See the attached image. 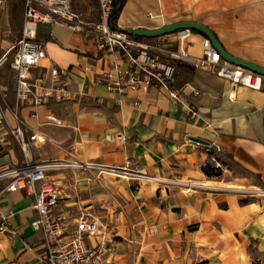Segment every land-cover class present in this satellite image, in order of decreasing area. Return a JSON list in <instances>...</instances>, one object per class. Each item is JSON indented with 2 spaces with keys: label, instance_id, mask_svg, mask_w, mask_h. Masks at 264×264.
Listing matches in <instances>:
<instances>
[{
  "label": "crops",
  "instance_id": "1",
  "mask_svg": "<svg viewBox=\"0 0 264 264\" xmlns=\"http://www.w3.org/2000/svg\"><path fill=\"white\" fill-rule=\"evenodd\" d=\"M205 1L200 7V0H124L113 24L121 29L155 28L183 19L198 21L216 34L229 54L264 66V0ZM174 9H201L207 15L174 16ZM233 9L241 12H231ZM35 36L45 43L46 56L32 69L33 75L45 74L50 82L51 68L64 70L70 97L17 110L26 136L36 133L40 138L31 146V156L35 161L70 162L49 171L61 200V185L71 183L62 169L68 174L79 169L82 185L109 180L117 186L110 194L120 208L111 198L100 205L106 209L101 217L90 211L95 205L91 201L84 209L103 228L108 226L107 235L116 243L113 264H264V194L239 201L221 192L228 190L222 186L239 184L245 178L228 168L229 161L256 176L264 187V76L260 89L244 85L233 89L229 80L212 70L166 55L161 58L175 64L173 88L179 99L171 97L155 79L144 90L119 92L109 89L102 75L129 68L120 50H98L85 31L56 23L39 24ZM20 37L21 30L15 42ZM139 39L178 48L172 33ZM206 39L192 30L186 51L201 55ZM6 59L7 53L0 56V166L23 157L11 132L16 124L15 73ZM106 133H120L123 142L104 139ZM191 136L207 140L209 145ZM32 148L37 150L32 152ZM212 153L227 173L223 170L217 177L204 172L202 166ZM126 161L139 174L122 175L127 179H122L120 187L109 171ZM4 185L0 182V226L4 224L0 228V264H43L40 235L31 226L36 216L32 196L24 189L2 190ZM61 202L59 210L70 219L78 215L65 209L64 204L71 201Z\"/></svg>",
  "mask_w": 264,
  "mask_h": 264
},
{
  "label": "built area",
  "instance_id": "2",
  "mask_svg": "<svg viewBox=\"0 0 264 264\" xmlns=\"http://www.w3.org/2000/svg\"><path fill=\"white\" fill-rule=\"evenodd\" d=\"M23 23L21 37L11 46L15 49L9 64L15 73V116L16 124L11 128L23 157L20 161L0 166V182H5L2 190L24 189L32 196V207L36 216L31 226L40 235L43 264H113L111 256L116 243L102 231V224L91 214L81 211L70 219L59 210L61 191L49 177V171L67 166L70 162L58 160L35 161L31 156V146L40 138L36 133L26 136L24 122L17 110L23 105H45L52 100L62 101L70 97V81L64 70L51 68L49 82L45 74L33 75L32 69L41 65L46 56L45 43L36 39L39 24L56 23L72 30H84L98 50L117 49L123 52L129 64L126 70L114 74L105 73L102 79L108 88L122 92L126 89H146L155 79L168 89L171 97L179 99V92L173 88L175 64L172 60H187L194 67L212 70L217 76L229 80L232 88L244 85L260 89L262 75L248 68L232 64L221 57L206 39L199 56L190 55L185 47L191 29L176 31L177 49H171L160 42H143L134 35L113 26L111 18L115 0H96L99 19L87 23L74 11L72 0H21ZM194 114V108L190 106ZM104 139L123 142L120 133H106ZM209 145V144H208ZM215 151H220L216 145ZM209 162L217 165V155L212 153ZM76 163V162H72ZM112 171L133 174L130 161ZM4 226L1 223L0 228Z\"/></svg>",
  "mask_w": 264,
  "mask_h": 264
},
{
  "label": "rangeland",
  "instance_id": "3",
  "mask_svg": "<svg viewBox=\"0 0 264 264\" xmlns=\"http://www.w3.org/2000/svg\"><path fill=\"white\" fill-rule=\"evenodd\" d=\"M217 3H222L224 1H231L234 2H240L244 0H216ZM206 2L205 0H200V3L198 6L202 7V3ZM73 6L76 11L80 12L82 17L85 19L87 23L95 22L99 19V12L97 8V2L96 0H73ZM176 9H174V16L175 15H190L192 16L195 14V16L203 18L206 17L207 12L203 10H196V9H189L185 10L184 12L178 11L175 12ZM231 12H241V10H231ZM23 23V17H22V1L21 0H0V56L2 54L7 53V59L6 62H9L15 49H11L12 44L15 42L16 37L19 36L21 26ZM88 28V24L84 26V30ZM5 62V63H6ZM31 131H28L30 133ZM47 142V141H46ZM63 143V142H62ZM37 149L32 148V152H35ZM61 156L64 155L62 151L59 152ZM47 155L50 156H56V154L48 153ZM21 156V155H20ZM68 156H70L68 154ZM218 164L212 165L210 162H208L209 167L213 170V173H216V175L213 176H221L223 170L227 173L226 167L220 162L219 158L217 157ZM228 165V168H234L235 172L242 173L245 175V178L241 179L240 181H237L239 184L236 185H228V186H222L224 189H228L227 191H221L230 194L232 197H238L239 201H245L250 200L252 198L258 197L262 194H264V187L259 185L257 182V178L254 175H250L245 169L241 168L239 164L229 161L226 162ZM63 173H66V177L71 180V183H67L66 185H61L62 188V195L64 196V200L71 201V204L65 205V209H71V212H77L80 213L81 211H84V209L87 206L88 201H91L92 203H95V205L90 209V211L96 215L100 216L103 215V210L106 211V209L103 207H100L102 203L109 202L111 198L115 202V205L117 208L121 207V204L118 203L117 199L113 196L111 197L110 191L114 188L113 181L104 180L102 183L100 181L94 182L90 185H82L79 183V169H76L74 171H71V174H68L66 169H62ZM122 174H126L128 177H134L133 174H139L137 172H134L133 174L129 173H122L120 171H109V175L113 176L115 180H118L117 185H120L122 187L123 180L127 179L122 176ZM108 176V173L105 174ZM229 175V174H228ZM223 185V184H220ZM132 188L134 186H131ZM189 190H191L190 185H184ZM218 187V186H216ZM222 188V189H223ZM216 189V188H215ZM214 189V190H215ZM218 190V189H217ZM106 195V196H105ZM89 199V200H88ZM94 199V200H93ZM74 202V203H73ZM76 213V214H77ZM100 220L103 222V220L100 218ZM105 226V221L103 223ZM108 226L106 228H102V231L108 236ZM118 237V236H115ZM115 241V240H114Z\"/></svg>",
  "mask_w": 264,
  "mask_h": 264
},
{
  "label": "water",
  "instance_id": "4",
  "mask_svg": "<svg viewBox=\"0 0 264 264\" xmlns=\"http://www.w3.org/2000/svg\"><path fill=\"white\" fill-rule=\"evenodd\" d=\"M121 5L122 3L119 2L117 4V9H120ZM183 29H191V30L201 32L202 34L205 35V37L211 43V45L219 52V54L221 55L223 59H225L226 61L232 64L248 68L264 76V66L258 65L251 61H247L245 59H241V58H238V57H235L229 54L223 47L218 37L214 34V32L207 25L200 23L198 21L183 19V20L166 23V24L160 25L155 28H147V27L122 28V30L128 34H131L134 36H142V37H157V36H161L165 34H171L176 31L183 30ZM190 138L196 142H199L205 145L209 144V141L201 139L199 137L191 136ZM0 150H1V146H0Z\"/></svg>",
  "mask_w": 264,
  "mask_h": 264
},
{
  "label": "trees",
  "instance_id": "5",
  "mask_svg": "<svg viewBox=\"0 0 264 264\" xmlns=\"http://www.w3.org/2000/svg\"><path fill=\"white\" fill-rule=\"evenodd\" d=\"M119 2L123 3L124 0H115V1H114V8H113V12H112V15H111V18H112L113 20L116 18L117 14H118V12H119V10H120V9H117V4H118ZM113 26H114V24H113ZM114 27H115V26H114ZM214 34H215V33H214ZM215 35H216V34H215ZM135 37H137V38H141L142 36H135ZM178 64H180V63H178ZM202 169H203L204 172H205L207 175H209V176L216 175V173H213V172H212L213 170L209 167V164H208V163L204 164V165L202 166Z\"/></svg>",
  "mask_w": 264,
  "mask_h": 264
},
{
  "label": "bare ground",
  "instance_id": "6",
  "mask_svg": "<svg viewBox=\"0 0 264 264\" xmlns=\"http://www.w3.org/2000/svg\"><path fill=\"white\" fill-rule=\"evenodd\" d=\"M62 162H64V161H62ZM72 165L76 167V166H80V163H73ZM116 171H117V170H116ZM122 173H123V172H122ZM122 175H123V176H126V174H122Z\"/></svg>",
  "mask_w": 264,
  "mask_h": 264
}]
</instances>
